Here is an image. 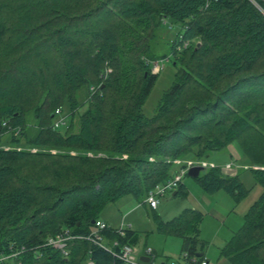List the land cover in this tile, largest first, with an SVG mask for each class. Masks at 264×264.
<instances>
[{"label":"trees","instance_id":"obj_1","mask_svg":"<svg viewBox=\"0 0 264 264\" xmlns=\"http://www.w3.org/2000/svg\"><path fill=\"white\" fill-rule=\"evenodd\" d=\"M255 1L0 0V257L21 249L23 264H124L88 239L72 240L68 258L44 242L65 230L89 235L107 204L128 194L145 204L176 159H213L238 142L263 191L221 257L264 264V0ZM172 57L173 83L147 115L159 76L150 61ZM57 109L69 123L55 126ZM194 179L237 200L248 192L221 166ZM204 216L186 208L157 229L182 237L185 260L202 253L200 263ZM134 232L101 234L133 244Z\"/></svg>","mask_w":264,"mask_h":264},{"label":"rangeland","instance_id":"obj_2","mask_svg":"<svg viewBox=\"0 0 264 264\" xmlns=\"http://www.w3.org/2000/svg\"><path fill=\"white\" fill-rule=\"evenodd\" d=\"M252 1L256 3L255 0ZM5 7L8 8V6ZM165 25L169 30V37L172 38L177 32V28L171 29L172 25L169 23ZM9 35L10 34L4 36L2 40L3 45L1 48L4 46L3 48L6 50L8 49V44L11 43ZM200 43H202V41L199 38L198 44ZM168 50L169 49H167V52ZM156 61H160L163 68L158 72L159 76L157 82L143 106V110L147 115L154 114L163 93L171 87L177 68L174 65L173 57L171 60H167V58H157L150 62L154 63ZM39 63V61H35L31 64L32 68L35 69H32L34 72L39 70ZM107 69L109 72L112 71L111 67ZM89 91L90 89L87 87L83 88L81 94H79V99L85 100L86 102V100L89 99ZM33 99L36 100L37 97L35 98L34 96ZM84 109L85 107H81L80 111ZM27 116H29L33 122V113L31 112L27 114ZM67 116H64V118L65 121L67 120V123H69L70 118ZM30 125L28 130L31 134L35 131V127H33L32 123H30ZM61 130L64 132L65 127H62ZM229 147L231 148V153L230 151L229 153L221 152L215 155L213 159L197 158L193 156L179 159L185 162L193 161L195 163L199 160L205 161L208 164L205 170L214 167L212 166L213 164L215 167H227L225 165L230 163L232 167H235L241 181L248 189L247 195L243 198L237 200L236 197L223 189L213 193L208 192L194 179V177L187 174L183 178V183L186 185L187 190L178 195H174V191H172L159 197L157 210L151 209L146 203L144 204V198L128 194L117 202L107 204L101 211L100 216L109 220L113 228H120L122 225V218L125 217V224L127 226L131 225V229L135 231L134 233L137 235V239L133 243V246L139 261L140 258L146 254L151 256V260L155 264H195L193 261L196 260L198 257L197 255H195L191 261H188L185 260L182 254L183 238L159 231L157 229V219L170 221L182 214L186 208L201 210L205 213V216L200 224V238L206 245L205 255L203 258L201 257V260H207L209 264H231L226 258L221 257V248L224 247L234 232L242 228L245 222V214L250 206L258 200L263 188L257 182L255 175L249 167H244L245 160L241 145L238 142H234ZM32 151H37V149H32ZM227 154L229 158L230 154H232L233 157L225 162V155ZM195 166H197V164ZM205 170L200 174H203ZM176 171L177 168H175L174 172ZM232 172H234V170ZM219 211L220 213H218Z\"/></svg>","mask_w":264,"mask_h":264},{"label":"built area","instance_id":"obj_3","mask_svg":"<svg viewBox=\"0 0 264 264\" xmlns=\"http://www.w3.org/2000/svg\"><path fill=\"white\" fill-rule=\"evenodd\" d=\"M188 44V42L185 44V46ZM168 60V58H167ZM152 64V72L158 73L163 66L160 64V61H156ZM58 114H61V110L57 109L56 111ZM65 123L64 115H60V117L57 119L55 126L59 127L62 124ZM7 125V122L4 123ZM8 148V147H6ZM175 164L177 165V171L174 173V175L165 180L162 183H159L155 186L153 190L149 192L147 195L145 202L151 209H157L159 205V197L164 196L165 194L175 191L178 189L181 182H183V178L185 175H187L189 169L197 164V166H203L204 168L208 166V164L205 161H197V163L193 161H182L181 159H176ZM212 166L215 167L213 164ZM227 167H232L231 164H226ZM110 227V225L104 221V220H98L96 221V227L95 229L87 236L83 235H74L69 230H65L61 233H58L57 235H51L48 236L45 240L44 244L50 247H53L54 249H57L61 251L63 257L68 258L70 256V242L74 239H88L92 241L94 244L99 245L103 249H105L107 252H109L113 257L120 259L124 264H155L151 259L149 262H144L141 260H138L136 250L131 243H125L120 244L118 240H115L113 245H109L104 240L103 235L101 234V231ZM130 228V226L125 225V223H122L120 228H117L116 231L121 235H126V229ZM119 249V250H118ZM24 250H17L13 251L10 254H5L2 257H0V264H23L22 261V254ZM144 256H150V255H144ZM151 258V256H150ZM195 264H209L207 260H202L200 263ZM87 264H96V262L90 258L87 261ZM114 264V263H113Z\"/></svg>","mask_w":264,"mask_h":264},{"label":"water","instance_id":"obj_4","mask_svg":"<svg viewBox=\"0 0 264 264\" xmlns=\"http://www.w3.org/2000/svg\"><path fill=\"white\" fill-rule=\"evenodd\" d=\"M203 170H205L203 166H193L189 169L188 175L195 178V177H198ZM174 194H176V192ZM197 256L198 257L202 256V253H197ZM150 259H151L150 256L141 257V260L144 262H149Z\"/></svg>","mask_w":264,"mask_h":264},{"label":"crops","instance_id":"obj_5","mask_svg":"<svg viewBox=\"0 0 264 264\" xmlns=\"http://www.w3.org/2000/svg\"><path fill=\"white\" fill-rule=\"evenodd\" d=\"M230 153H231V148H230ZM217 158V157H216ZM230 158L228 157V154L227 155H225V162L226 161H228ZM226 166V165H225ZM222 169H223V172L225 173V174H228V175H235L236 174V172H237V170L235 169V167H222ZM228 170H231V171H228ZM234 170V172H232ZM175 192H177L176 190L174 191V193ZM174 195H176V194H174ZM158 209V208H157ZM156 209V210H157ZM218 213H220V211L218 212ZM101 219L102 220H104V221H106L110 226H112L111 225V223H110V221L109 220H107V219H105V218H103V217H101ZM121 223H125V217H123L122 218V222ZM126 225V224H125ZM128 226H130V228H131V225H128ZM113 227V226H112ZM117 229V228H116ZM209 262V261H208Z\"/></svg>","mask_w":264,"mask_h":264}]
</instances>
